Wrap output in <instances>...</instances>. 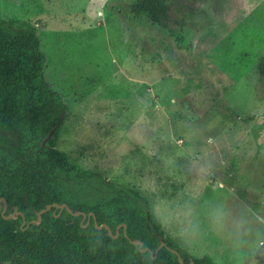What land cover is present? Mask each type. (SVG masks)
<instances>
[{"label":"rangeland","instance_id":"obj_1","mask_svg":"<svg viewBox=\"0 0 264 264\" xmlns=\"http://www.w3.org/2000/svg\"><path fill=\"white\" fill-rule=\"evenodd\" d=\"M133 1L0 0L67 105L55 147L100 174L61 180L67 199L89 211L123 183L190 254L264 264V0H167L164 28Z\"/></svg>","mask_w":264,"mask_h":264},{"label":"trees","instance_id":"obj_2","mask_svg":"<svg viewBox=\"0 0 264 264\" xmlns=\"http://www.w3.org/2000/svg\"><path fill=\"white\" fill-rule=\"evenodd\" d=\"M168 11L167 0L129 7L156 28H164ZM45 63L36 24L0 18V264H213L167 237L155 253L163 232L151 204L123 183H108L112 195L91 206L92 215L67 199L61 180L82 186L100 174L55 147L67 105L48 85Z\"/></svg>","mask_w":264,"mask_h":264},{"label":"water","instance_id":"obj_3","mask_svg":"<svg viewBox=\"0 0 264 264\" xmlns=\"http://www.w3.org/2000/svg\"><path fill=\"white\" fill-rule=\"evenodd\" d=\"M52 133H53V129L49 131L47 137L42 141V144H43V145H44L45 142L51 137ZM54 206H56V207H61V208H62V207H65L64 204L59 205V206L56 205V204H54ZM0 207H1V205H0ZM5 208H6V204H5V202H4L2 213L4 212ZM49 208H50V206H47L46 209H44V210H47V209H49ZM44 210L39 211V212H38V215H40ZM75 214H80V213L77 212V213H75ZM14 215H15V212L12 213V214H10L8 217H14ZM97 227H98V228H101V227L106 228V229L108 230V233L110 234V230H109V228H108L106 225H100V226L97 225ZM158 238H159V245H158V247L156 248L155 253L158 251V249H160L162 246L165 245V242L163 241V236L158 235ZM133 243L139 244L140 247L142 246V242L133 241ZM154 257H155V256H153V258H154ZM178 260H179V262H182V260H181V258H180L179 256H178Z\"/></svg>","mask_w":264,"mask_h":264}]
</instances>
